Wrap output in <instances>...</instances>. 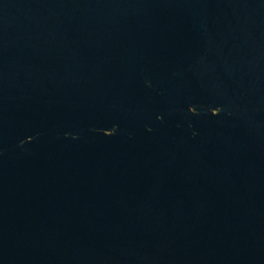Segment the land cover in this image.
Listing matches in <instances>:
<instances>
[{
    "label": "water",
    "instance_id": "95a60500",
    "mask_svg": "<svg viewBox=\"0 0 264 264\" xmlns=\"http://www.w3.org/2000/svg\"><path fill=\"white\" fill-rule=\"evenodd\" d=\"M0 264H264V0H0Z\"/></svg>",
    "mask_w": 264,
    "mask_h": 264
}]
</instances>
